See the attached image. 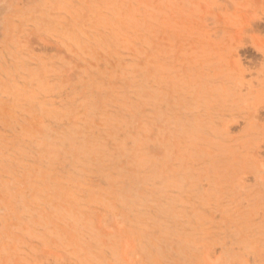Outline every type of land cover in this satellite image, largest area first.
<instances>
[{
	"label": "rangeland",
	"instance_id": "374dc122",
	"mask_svg": "<svg viewBox=\"0 0 264 264\" xmlns=\"http://www.w3.org/2000/svg\"><path fill=\"white\" fill-rule=\"evenodd\" d=\"M0 264H264V0H0Z\"/></svg>",
	"mask_w": 264,
	"mask_h": 264
}]
</instances>
